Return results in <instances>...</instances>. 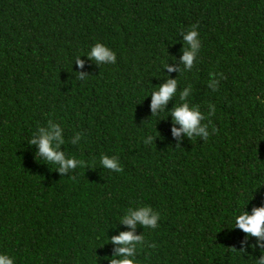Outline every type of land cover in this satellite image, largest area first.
<instances>
[{"label":"trees","instance_id":"16d2710c","mask_svg":"<svg viewBox=\"0 0 264 264\" xmlns=\"http://www.w3.org/2000/svg\"><path fill=\"white\" fill-rule=\"evenodd\" d=\"M192 25L202 48L184 71L180 34ZM97 41L115 50V64L84 55ZM211 72L223 75L215 92ZM169 77L179 84L167 109L189 86L203 112L215 104L207 140L174 137L170 114L152 116L145 95ZM257 96L264 0H0V252L16 264H110L109 237L131 227L119 217L150 204L161 220L136 226L141 264H253L261 245L232 226L248 200V211L264 205ZM49 120L65 128L61 149L84 162L66 176L29 142ZM101 154L118 156L123 170L104 169Z\"/></svg>","mask_w":264,"mask_h":264},{"label":"clouds","instance_id":"9594fccd","mask_svg":"<svg viewBox=\"0 0 264 264\" xmlns=\"http://www.w3.org/2000/svg\"><path fill=\"white\" fill-rule=\"evenodd\" d=\"M183 40V55L180 60L183 65L184 71H189L197 61L201 48L202 40L197 25H192L188 30L181 32ZM91 60H94L98 65H112L117 61V53L114 49L101 41L94 43L90 49L84 54ZM80 68L84 66V60L78 57L75 61ZM164 67L169 72L175 71V65H170L167 62ZM79 79L84 80L86 74L78 72ZM223 78L222 74L216 72L210 73L208 80V87L213 91H217L220 79ZM177 79L169 77L166 81L156 89H152L146 96L151 95L150 108L152 116H158L161 112L167 113L166 117L170 114L173 121L171 129L174 137H180L181 133L190 138H202L207 140L211 132L209 130L210 118L216 113L215 104L208 105V111L205 113L201 110L200 106L191 102L188 99L191 95V87H185L179 91V100L171 109H167L169 101L178 93ZM256 101L264 103L259 96L255 98ZM208 123H205V120ZM179 125V127H176ZM65 128L60 123L47 121L45 125L38 126L32 133L30 143L37 145L38 151L36 153L37 159H43L44 162L51 164L55 167L62 176L68 175L78 166L83 165V161L78 159L75 155H68L66 150L61 149V145L66 144L65 136L63 135ZM215 131V128L211 130ZM75 141L80 142L84 133L81 131L74 132ZM153 142L151 134L143 138L145 145H150ZM99 165L104 169L121 172L123 170L122 164L115 155L101 154L99 157ZM94 167V165H90ZM251 200V199H250ZM245 202L241 208L234 212L233 226L238 227L249 237L255 236L257 244L261 245L262 255L258 259H254L253 264H264V205L256 206L251 211L246 210L249 201ZM119 220L131 226L129 230L121 231L118 235L109 237V242L116 245V248L111 255L110 264H141L137 259L138 249H142L145 244L144 234H137L135 229L137 225L143 226L144 229H156L161 220V213L150 204H138L128 207L124 215L119 217ZM155 247L154 244L149 245ZM17 257L10 253V251L0 252V264H16Z\"/></svg>","mask_w":264,"mask_h":264}]
</instances>
